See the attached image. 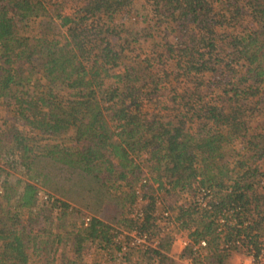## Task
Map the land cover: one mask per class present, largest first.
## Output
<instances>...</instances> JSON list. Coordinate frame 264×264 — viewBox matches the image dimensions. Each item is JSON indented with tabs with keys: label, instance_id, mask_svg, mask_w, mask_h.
<instances>
[{
	"label": "trees",
	"instance_id": "trees-1",
	"mask_svg": "<svg viewBox=\"0 0 264 264\" xmlns=\"http://www.w3.org/2000/svg\"><path fill=\"white\" fill-rule=\"evenodd\" d=\"M72 1V15L51 17L65 4L0 0V264H87L92 250L114 257L118 234L100 219L108 213L159 241L119 263L175 264L158 203L194 243L207 242L183 258L228 264L222 234L263 230L264 0H139L151 56L134 66L114 21L135 0ZM54 18L63 34L45 31ZM162 97L160 110L144 112ZM147 173L153 193L143 188L137 222L135 188ZM82 209L97 215L87 226L76 225ZM228 212L239 227L219 231Z\"/></svg>",
	"mask_w": 264,
	"mask_h": 264
},
{
	"label": "rangeland",
	"instance_id": "rangeland-1",
	"mask_svg": "<svg viewBox=\"0 0 264 264\" xmlns=\"http://www.w3.org/2000/svg\"><path fill=\"white\" fill-rule=\"evenodd\" d=\"M56 1L61 2V4L64 3L65 8H64V10L61 11V9H59L60 4H57V5L55 4V7L52 6L49 9V10H52V12L50 14L51 17L52 16L54 17L55 14H58L59 12L64 13L66 15H72L74 13V10H75V8H74L75 2L74 1H72V0H56ZM52 8H55V10H53ZM130 10H131L130 14L127 15L126 17H125V14H121L120 16H117L116 20L114 21V25H115V28L117 30L122 32L123 36H124V33H125V35H127L126 36V37H128L127 40L131 41V43H129L131 45L125 44L126 42L124 40H121L120 44L122 45L121 47H123L125 49L124 53L122 54L124 63L134 66V65H137L140 61H143L144 59L151 56V55H148V53L150 51L149 47H151V46H150V41L144 40L143 37L140 35V34H143L142 33L143 30L148 26L146 23L143 22V20L141 18L142 15L137 14V12H140V11H142L143 14H145V12H146V10L143 8L142 2H140L139 0H135L134 3L132 4V7ZM45 22H48V20H46ZM52 24H53L52 25L53 28H51V25H50L49 28L47 27L45 29L46 32L48 31V35H55L57 33L63 34L65 32L64 30H60L58 28V24H59L58 19H57V21H56V19L53 20ZM244 25H245V22L243 23V26ZM136 33H137L138 39H139L138 42H134L131 40V34L135 37ZM127 46H128V48H127ZM164 102H165V98H163V97L156 99L150 103H147L144 106L143 110H144V112H154V111L157 112V110H160L162 108ZM0 158H1V160H5V154L0 155ZM141 158H142V160H144V158L147 159V156L142 155ZM5 163L7 164L8 162L5 161ZM146 176L148 177L149 184H148V188L145 189L144 193L150 195L151 193H153V191H152V189L149 188V186L152 185L151 182H153L152 176L155 177L156 175L153 174L151 176V174L147 173ZM46 198H47V196L45 194H43V199H46ZM161 200H163L162 195H161ZM186 200H190V196L185 195V196L181 197V202H184ZM134 205H136V202L134 203ZM142 206H144V205H142ZM156 208L158 209L159 222L161 223L162 228H164L162 231H160V233H159L160 236L161 237H164V236L170 237L171 238V247L173 245H175V248H177V247L179 249L183 248V251H184L185 249H184L183 242L187 238H189L188 233L182 229L177 228V226H176L175 234H177V237L175 239L171 235L172 233H174V231H171L169 229V227H168L169 230H167V228L164 226V224L167 223V221L164 219V213H168L170 215L169 222H171V224L172 223L174 224L175 223L174 216L176 217V212L165 209L166 207H164L163 204H161V203L160 204L158 203V206ZM129 214H130V212L128 213V211H126L125 218L127 220L130 219ZM86 215L90 216V215H95V214L89 213V211L87 209H82L81 214L76 216L77 219L75 218L76 219V225L79 226V224L83 223V220L86 217ZM95 216H97V215H95ZM107 216L109 218L101 217L100 219H102L106 222H110L109 224L112 225L116 229V233L118 235L121 234L123 236L124 242L129 243L130 240L132 239L131 238L132 231L121 227V225L119 223L113 221L112 219H114V215L112 213H108ZM70 222L73 223L72 219L70 220ZM261 231L264 232V222H263V230H261ZM137 251L140 252L139 250L127 249L126 251H124V253L117 251V253L114 254V257H113V255L108 256L107 254H105L102 257L100 253L97 254L96 250H92L91 251L92 254L86 258L87 259L86 262H87V264H122L116 260V257H118L123 263L126 259H130V260L132 259L131 261H133V260L137 261L138 257H139V254ZM114 252H116V251H113V253ZM169 254H170V252H169ZM174 255H176V251L174 252ZM203 256L204 255L202 253L201 258L204 259ZM179 259L180 260L177 261V263L175 262V260H173L174 263L175 264H186L184 262V259H191V258H183L181 256ZM193 261L195 264H197L195 260H193ZM228 264H229V261H228Z\"/></svg>",
	"mask_w": 264,
	"mask_h": 264
},
{
	"label": "built area",
	"instance_id": "built-area-1",
	"mask_svg": "<svg viewBox=\"0 0 264 264\" xmlns=\"http://www.w3.org/2000/svg\"><path fill=\"white\" fill-rule=\"evenodd\" d=\"M149 181L148 179H144L136 188H135V194L137 196V201L136 205L133 207V210L131 212V218L134 219L137 222H142L144 220V211L142 209V205L145 204L146 202L143 199V188L148 186ZM202 197L200 198L199 202H203V196L206 195V192L203 190L200 192ZM212 196V191H210V199ZM231 212L226 213L224 216H222L218 222L221 228H219V231L221 229H224L225 225H228V227H239L236 221L232 219V214L229 217H226L229 215ZM263 216H264V208H263ZM254 216L252 219L254 220ZM164 219L167 221L164 226L167 228V230L174 231L172 233V237L176 239L177 234H175V228L177 226L176 222L171 224L169 222L170 215L168 213H164ZM257 217L255 218V220ZM254 220V221H255ZM91 221V218L89 216H86L83 220L84 225L87 226ZM250 225V222L245 223L243 227H247ZM169 227V229H168ZM178 228V227H177ZM164 228H162L161 223L158 221V230L162 231ZM239 229V228H238ZM221 240H220V249L221 250H227L231 252V257L236 254V255H242L244 257H250L252 264H264V232L263 231H256L254 230L249 236L245 234L238 235V237L233 238V240H228L224 237V234L221 235ZM131 240L129 243H125L123 240V236L120 234L116 238V242L120 244L121 246V251L123 252L126 251L127 249H134V250H139V251H144V250H156L158 249L159 246V241L156 237L145 234V233H140L139 231L135 230L131 233ZM184 249L188 247H193L194 250H201L203 251L204 248L207 247V242L202 240L199 241L198 243H194L193 240L190 238H187L184 242ZM238 250V252L236 251ZM230 261V259H229ZM184 262L186 264H195L193 259H184Z\"/></svg>",
	"mask_w": 264,
	"mask_h": 264
},
{
	"label": "clouds",
	"instance_id": "clouds-1",
	"mask_svg": "<svg viewBox=\"0 0 264 264\" xmlns=\"http://www.w3.org/2000/svg\"><path fill=\"white\" fill-rule=\"evenodd\" d=\"M229 264H252L250 257L234 254L229 261Z\"/></svg>",
	"mask_w": 264,
	"mask_h": 264
},
{
	"label": "crops",
	"instance_id": "crops-1",
	"mask_svg": "<svg viewBox=\"0 0 264 264\" xmlns=\"http://www.w3.org/2000/svg\"><path fill=\"white\" fill-rule=\"evenodd\" d=\"M176 251V255H174V252ZM182 253H183V248L182 249H179L178 247L175 248V245H173L171 248H170V254H169V257L173 260H175V262L177 263V261H179L180 257L182 256Z\"/></svg>",
	"mask_w": 264,
	"mask_h": 264
}]
</instances>
